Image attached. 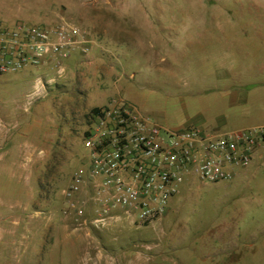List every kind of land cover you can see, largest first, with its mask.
I'll use <instances>...</instances> for the list:
<instances>
[{"label": "rangeland", "instance_id": "rangeland-1", "mask_svg": "<svg viewBox=\"0 0 264 264\" xmlns=\"http://www.w3.org/2000/svg\"><path fill=\"white\" fill-rule=\"evenodd\" d=\"M206 16L256 21L234 39L260 52L234 55L264 65V0H0V27L65 22L81 40L0 76V264H264V152L230 180L186 178L147 222L103 212L92 183L67 195L94 107L124 99L161 126L204 131L261 118L264 98L222 96L225 39L198 34Z\"/></svg>", "mask_w": 264, "mask_h": 264}, {"label": "built area", "instance_id": "built-area-1", "mask_svg": "<svg viewBox=\"0 0 264 264\" xmlns=\"http://www.w3.org/2000/svg\"><path fill=\"white\" fill-rule=\"evenodd\" d=\"M76 26L17 22L0 27V76L41 63L48 52L65 58L77 42ZM85 173L67 190L92 183L103 212L118 207L138 222L163 215L188 177L232 179L264 152V126L208 133L196 126L167 128L130 101L115 99L91 114L83 136Z\"/></svg>", "mask_w": 264, "mask_h": 264}, {"label": "crops", "instance_id": "crops-1", "mask_svg": "<svg viewBox=\"0 0 264 264\" xmlns=\"http://www.w3.org/2000/svg\"><path fill=\"white\" fill-rule=\"evenodd\" d=\"M174 22H178L174 20ZM197 22L198 25L196 28H199L201 32L199 35H206L214 39V37L222 36L225 41L217 43L219 47L217 51L219 52V57L217 59V64L213 67V73L215 80H222V86L224 87L222 91V96L226 97L228 105H235L246 103L248 101L254 100L255 98H264V78L256 74L264 73V65L258 66L253 61L250 65H239L237 64V60L235 59L234 54H239V56L251 55L252 57H256L257 53L260 52L258 47H254L253 49L249 47L247 41L239 39H234L238 34L237 31H241L244 29L245 24H253L256 23L254 20H241L240 17H236L235 19H231L226 16H206L202 18V20L194 21ZM216 37V38H217ZM177 42H175V45ZM216 45V44H215ZM253 45V44H252ZM214 50V49H213ZM262 51V50H261ZM174 53L176 54V48H174ZM160 55V52H158ZM260 55V54H259ZM234 57L231 59V57ZM238 57V56H237ZM236 57V58H237ZM161 58H163L161 56ZM258 72V73H257ZM254 87H262V90L258 91L257 88ZM259 115L261 118L256 120L255 123L241 125L231 130L222 131L219 127H213L211 130L204 131L202 127L194 125V123L186 122L181 126H197L201 128L204 132L208 133H225L235 130H242L257 126H264V110L259 111ZM243 116H247L246 114H242ZM193 124V125H192Z\"/></svg>", "mask_w": 264, "mask_h": 264}, {"label": "trees", "instance_id": "trees-1", "mask_svg": "<svg viewBox=\"0 0 264 264\" xmlns=\"http://www.w3.org/2000/svg\"><path fill=\"white\" fill-rule=\"evenodd\" d=\"M98 109H99V107H94V108L92 109V111H91V114H92L93 112L97 111Z\"/></svg>", "mask_w": 264, "mask_h": 264}]
</instances>
